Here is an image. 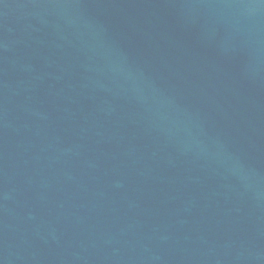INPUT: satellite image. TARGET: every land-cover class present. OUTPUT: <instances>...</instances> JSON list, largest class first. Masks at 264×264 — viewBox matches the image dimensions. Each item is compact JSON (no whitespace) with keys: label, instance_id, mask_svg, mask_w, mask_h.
<instances>
[{"label":"water","instance_id":"1","mask_svg":"<svg viewBox=\"0 0 264 264\" xmlns=\"http://www.w3.org/2000/svg\"><path fill=\"white\" fill-rule=\"evenodd\" d=\"M0 264H264V0H0Z\"/></svg>","mask_w":264,"mask_h":264}]
</instances>
